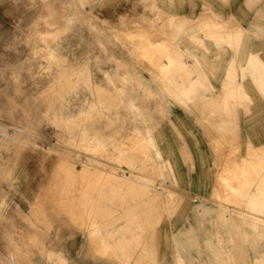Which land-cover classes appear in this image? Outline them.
I'll return each instance as SVG.
<instances>
[{
  "label": "crops",
  "instance_id": "1",
  "mask_svg": "<svg viewBox=\"0 0 264 264\" xmlns=\"http://www.w3.org/2000/svg\"><path fill=\"white\" fill-rule=\"evenodd\" d=\"M134 1L142 4L144 9L139 20H130L131 26L126 27L127 15L117 7L123 2L131 4ZM88 7L84 11L88 26L73 27L78 30L77 37L75 32L70 41L59 40L55 43L72 47V68L68 72L70 75H66L72 80L57 85L56 92L66 95L72 89L74 95L76 78L86 79L81 83L79 97L66 99L71 103L68 109L72 117L86 112L93 119V123L89 124V135L95 140L107 141V129L112 128L110 134L114 140L119 134L117 142L121 147L134 140L135 131H141L144 135L142 148L135 153L128 151L142 157L145 167L154 169L160 184L156 186L152 176L134 171H98L95 168L104 164L92 155L72 156L78 159L82 168L76 169L75 165L56 167V174L59 175L55 182L56 195L53 202L49 194L48 201L49 206H55L54 212L65 215L66 219L63 223H57L50 210L49 218L55 228L52 239H48L46 246L29 251L32 262L24 264H90L86 262L90 255L95 259L94 264H122L121 255L126 264H132L133 250L125 247L133 243L123 238L132 230L153 231L165 213L171 219L180 206L178 197H183L180 191L174 190L175 184L181 181L177 175L178 162L172 158L170 145L161 144L149 124L152 115L160 113L165 107L179 106L185 110L197 123L207 127L206 134H214L210 137L214 155L219 157L221 151L225 152L222 153L224 167L217 171L214 185V195L219 199L225 197L219 186V182L224 180L222 173L238 174L241 158L238 154L234 156L231 150L243 149L250 144L254 150L264 151V120H246L251 104L264 103L263 51L252 43L254 36L264 38V0H235L230 3L229 11H216L214 18L206 13L194 16L179 10L176 0H88ZM116 18L120 22L115 23ZM134 29L142 30L137 34L130 31ZM153 36L158 39L152 40ZM138 37L143 40L136 41ZM118 38H130L132 41L111 40ZM193 41L202 48L195 47ZM119 45L135 47H125L121 51ZM80 47L86 48L81 52ZM134 54L139 57L135 58L132 56ZM107 62L116 65L115 72L106 67ZM85 63L87 69L84 68ZM81 66L84 69L81 70ZM144 70L151 72L150 76L145 75ZM213 70L218 74L212 73ZM247 79L252 89L247 87ZM128 85L138 89H128ZM140 92H144L146 98L152 94L150 106L139 105ZM258 106L264 109V106ZM241 110H244L243 113ZM101 111L103 114H99ZM178 117L183 119L182 115ZM246 133L249 134L248 139L239 146L238 139ZM225 146L228 151L224 149ZM122 150L110 148L107 152H125ZM200 151L196 150L199 168L205 165ZM230 158L231 164L225 163V159ZM87 160L94 164H88ZM116 166L119 169L122 167ZM196 182L195 188L206 189L204 175L198 177ZM59 185L60 188H57ZM44 186L45 183L42 188ZM49 186L52 189L51 183ZM232 188L239 190L238 185ZM127 191L129 194L126 195ZM108 192L110 197H107ZM127 197L133 199L132 204L125 202ZM195 199L198 201L194 212L197 217L188 216L171 237L176 264H264V229L257 233L256 228L257 221H264L263 216L241 213L240 206L245 203L242 204L233 195L224 198L232 204L231 207L220 203L210 204L203 194H197ZM71 201L73 204H70ZM208 220L212 222L207 224ZM68 223L83 231L85 245H78L75 234L68 229ZM131 236L134 237L133 234ZM257 238L262 240L257 241ZM87 245L92 248L90 252L89 249L85 251ZM141 245L148 244L144 242ZM143 249L139 253H144ZM49 251L55 255L48 257ZM147 253L151 264H157L154 252L147 250ZM163 261L166 263L169 260L165 258Z\"/></svg>",
  "mask_w": 264,
  "mask_h": 264
},
{
  "label": "rangeland",
  "instance_id": "2",
  "mask_svg": "<svg viewBox=\"0 0 264 264\" xmlns=\"http://www.w3.org/2000/svg\"><path fill=\"white\" fill-rule=\"evenodd\" d=\"M233 1L235 0H176V5L179 10H183L188 14L200 16L206 13L209 17L214 18L216 17V11H229L230 3ZM87 6L88 0H0V143L17 144L21 152L30 156L31 162L34 164L30 176L35 178L34 186L39 197L34 204L30 203L27 188L23 184L16 182L14 185L21 191L20 196H24L23 201H20L21 197L19 198V195L15 194V187L12 185L9 187V191L15 194V197L11 198V200L20 207H16L17 209L14 207L13 210H10V218L18 222L20 226L29 229L25 232H15L10 228L6 231V226H0V264H7L8 262L24 264L27 259L22 253L31 257L32 255L29 251L47 245V240L51 235L53 236L55 231L54 222L49 218L50 210L57 223L64 222L66 216L55 213V206H49L48 201L49 194H51L50 196L54 202L56 193L54 184L56 177L59 176L56 174V167L75 165L76 169L82 168V164L78 159L72 156H76V154L92 155L104 164L95 168L98 171L109 172L113 169H117L121 173L134 171L137 174H148L154 178L156 186L160 184L159 177L155 174L154 169L145 167L144 159L134 154L135 151H139L142 148L141 146L144 142L142 140L144 137L136 136V134L143 135L141 131L134 134L133 141H129V144L125 143L121 147L116 141L119 138V134L116 135L115 140L113 135L110 134L112 128L107 129V141L103 139L95 140L89 135V124L93 123V119L85 112L77 117H72L71 112L68 113V111H71L68 109L71 103L70 101L66 102V99L70 100L73 96L79 97L78 91L81 90V83L86 79L76 78V85L73 88L74 95L71 92L72 89H69V93L66 95L56 92L57 85L61 86L63 82L72 80L70 76L66 77V75H70L68 72L72 68V47L70 45L59 46L55 45V43L59 40L66 42L72 38L75 32L77 37L78 30H74L73 27L79 25L80 27L82 25L88 26V19L84 14V11L89 9ZM246 7L248 8V6ZM117 8L120 12L127 15L125 20L126 27L131 26L130 20H139L140 13L144 9L143 5L136 1L131 4L123 2ZM114 22L120 21L116 18ZM137 24L143 26L139 22ZM141 30L134 29L130 31L139 34ZM260 37L261 35L259 37L254 36L252 43L254 47L263 51L262 56L264 57V38ZM151 39L157 40L158 37L153 36ZM111 40L118 42L132 41L130 38ZM141 40L143 38H136L138 42ZM195 43L193 41L195 47L202 48V46ZM119 47L122 51L125 47L134 48L135 46L119 45ZM83 48L86 47H80L81 52ZM132 56L135 58L139 57L138 54ZM84 65V68L87 69V63ZM83 66L80 67L81 70L84 69ZM106 67L111 72H115L114 68L116 65L113 62H107ZM142 72L147 76L151 74L148 70ZM212 73L218 74L214 70ZM246 83H248L247 87L253 88L248 79ZM128 89L136 90L138 88L128 85ZM140 95L142 97L139 100V105L141 107L150 106L153 100L152 94L147 98L144 92H140ZM258 105L264 106V103L251 104V111L248 112L249 115L246 117L247 121L262 122L261 120H264V109H260ZM243 111L241 110V113ZM101 112L99 114H103ZM178 115H182L183 119H180ZM149 124L153 128L154 134L159 138L160 143L170 145L173 154L172 158L178 162L177 175L180 176L181 181L175 184L174 190L180 191L183 197L182 199L178 197L177 200L180 201V206L171 219L165 213L161 223L155 224L153 231L128 232L123 239L131 240L133 243L131 246H126V248L133 250L132 264H151L147 250L154 252L153 256L156 258L157 264H176L171 237L177 233V228L186 221L188 216L197 217L194 213L198 203L195 196L203 194L209 199L208 202L210 204L220 203L226 207L232 206L226 199H219L214 195L217 171L219 172L224 167V157L222 155L223 152H221L222 156L220 155L219 157L213 153L212 139L210 137L214 134H206L205 129L207 127L197 123L193 116L179 106L165 107L160 113L152 115ZM246 128L249 131V128ZM248 135L246 133L238 139L239 146L243 145V142L248 139ZM136 141H138V145ZM110 148L116 151L123 148L124 151H127L120 153L107 152ZM226 148L227 146L224 147V149ZM198 149L201 150L199 154H202L203 158H205V165L201 168H199L196 161V156L198 155L196 150ZM128 150H132L134 153ZM231 151L234 156L239 154L241 158L238 174L223 172L221 177L224 180L219 182V186L222 188L221 190H223L225 197L233 195L238 197L242 204L245 203V205L240 206L241 213H255L257 216L264 217V151L254 150L250 144L246 148H234ZM1 153L5 155L4 152H0V155ZM229 160L225 159V163L231 162ZM87 161L88 164H94L93 161ZM40 163L43 167L37 165ZM116 165H121L122 167L119 169ZM203 175L207 181L206 189L205 187L203 188L205 192L195 188L197 187L196 181L198 177ZM237 176L238 178H236ZM43 183L46 186L42 188ZM50 183L52 184V189H49ZM233 184L240 187L238 191L233 190ZM4 187L6 188L5 184L4 186L0 185V190H5ZM124 200L132 204L133 199L127 197ZM120 209L122 210V208ZM16 210L18 212H15ZM211 222L212 220H208L207 224ZM33 226L36 228H33ZM67 226L75 234L74 237L78 245H85V238L82 236L83 231H80L76 226L73 227L72 223H68ZM256 228L257 233L263 230L264 221H257ZM19 236L27 239L35 238L39 243L28 248L24 247ZM259 240L261 241L262 238H257V241ZM144 242L148 245H141ZM88 249L90 252L92 248L87 245L85 251ZM142 249L144 253H139ZM54 255V253L49 251L48 257ZM121 258L122 264H126L123 255H121ZM165 258L169 260L166 263L163 261ZM22 259L24 262H22ZM86 260L90 264H94L95 261L91 255L87 256ZM107 264L110 263L107 262ZM236 264L251 263L240 262Z\"/></svg>",
  "mask_w": 264,
  "mask_h": 264
},
{
  "label": "bare ground",
  "instance_id": "3",
  "mask_svg": "<svg viewBox=\"0 0 264 264\" xmlns=\"http://www.w3.org/2000/svg\"><path fill=\"white\" fill-rule=\"evenodd\" d=\"M59 15V14H58ZM162 16V15H161ZM59 19V18H58ZM145 20V19H144ZM147 20V19H146ZM211 20V19H210ZM205 21V20H204ZM141 23V22H140ZM211 23V22H210ZM215 23V22H214ZM213 23V24H214ZM207 24H208V22H207ZM217 24H215L214 26H216ZM205 26V25H204ZM219 31H220V29H219ZM3 32V31H2ZM134 32V31H133ZM203 32V31H202ZM212 32V31H211ZM217 33V32H216ZM220 33V32H219ZM222 34V33H221ZM228 34V33H227ZM231 34V33H230ZM212 35V34H211ZM166 36V35H165ZM219 37H220V35H219ZM222 39V38H221ZM218 40H220L219 38H218ZM53 49V48H52ZM136 49V48H135ZM156 49H157V47H156ZM174 50V49H173ZM235 50V49H234ZM51 51H53V50H51ZM142 51V50H141ZM53 53V52H52ZM147 62V61H146ZM156 64V63H155ZM209 67V66H208ZM150 68V67H149ZM178 73V72H177ZM191 73V72H190ZM154 74V73H153ZM264 76V75H263ZM227 84V83H226ZM228 87V86H227ZM176 94V93H175ZM223 98H225V97H223ZM221 99V98H220ZM223 100V99H222ZM221 101V100H220ZM218 103V102H217ZM211 105V104H210ZM132 107H133V105H131ZM131 106H130V108L129 109H131ZM213 106V105H212ZM237 106V105H236ZM106 108V107H105ZM134 109H135V107H133ZM132 108V109H133ZM133 109V110H134ZM137 109V108H136ZM68 110V109H67ZM137 110H139V109H137ZM159 110H160V108H159ZM250 110V109H249ZM93 111V110H92ZM70 111H68V113H69ZM98 112V111H97ZM97 112H95V113H97ZM137 112H139V111H137ZM67 113V115H69ZM86 113V112H85ZM111 113V112H110ZM65 114V113H64ZM142 114V113H141ZM140 114V115H141ZM54 115H56V114H54ZM66 117H68V116H66ZM143 117V116H142ZM69 118V117H68ZM56 119V118H55ZM207 119V118H206ZM117 120V119H116ZM56 121V120H55ZM203 121V120H202ZM221 121H222V119H221ZM204 123V122H203ZM135 129V128H134ZM21 130V129H20ZM117 130V129H116ZM2 131V130H1ZM5 131V130H4ZM3 131V132H4ZM6 132V131H5ZM136 133H139V130H137V131H135ZM141 133V132H140ZM212 133V132H211ZM122 134V133H121ZM143 134V133H142ZM7 135V134H6ZM5 135V136H6ZM136 136H139V137H144V135H137L136 134ZM7 137V136H6ZM22 137V136H21ZM139 137H137V138H139ZM22 139V138H21ZM224 139V138H223ZM128 140V139H127ZM142 140H144V138L142 139ZM117 141V140H116ZM152 141V140H151ZM218 141V140H217ZM143 142V141H142ZM27 143V142H26ZM147 143V142H146ZM32 144V143H31ZM91 144V143H90ZM30 145V144H29ZM34 145V144H33ZM32 145V146H33ZM99 146V145H98ZM97 146V147H98ZM264 148V147H263ZM103 149V148H102ZM101 149V150H102ZM11 150V151H10ZM99 150V149H98ZM123 151V150H122ZM126 151V150H125ZM0 152H4L5 153V155H2V153H1V155H0V185H3L4 186V184H5V186H6V188H5V190H0V226H6V231H8L9 230V228L10 229H12V230H14L15 232L16 231H23V232H25V231H28V229L29 228H27V227H24V226H20V224L18 223V222H16L15 220H12V218H10V210H13L14 209V207L16 208V207H19V206H17V204L16 203H14V201H12L11 200V198H14L15 197V194H18L19 195V198L21 197V199H20V201L22 200L23 201V199H24V196L22 195V196H20L21 194V191H19V189H18V187L16 186V185H14V183H16V182H19V183H21V184H23V186H25L26 188H27V190H28V192H29V198H28V200H29V202L30 203H32V204H34V202L36 201V199L37 198H39L38 197V193L36 192V190H35V186H34V180H35V178L34 177H32V176H30V174H31V170H32V167H33V163L31 162V158H30V156L28 155V154H25V153H23V152H21L20 150H19V146L17 145V144H9V142H2V143H0ZM158 152V151H157ZM222 152V151H221ZM247 152V151H246ZM140 153V152H139ZM141 154V153H140ZM158 157H160L159 155H157ZM238 156H239V154H238ZM42 157V156H41ZM235 158V157H234ZM239 158V157H238ZM43 159V158H42ZM161 159V158H160ZM231 159V158H230ZM159 160V159H158ZM227 160V159H226ZM257 160V159H256ZM115 161V160H114ZM229 161H232V160H229ZM117 162V161H116ZM226 162V161H225ZM229 163V162H228ZM227 163V164H228ZM258 163V162H257ZM229 164H231V163H229ZM37 165H41V163L40 164H37ZM44 165V164H43ZM255 165V164H254ZM262 165V164H261ZM42 166V165H41ZM226 166V165H225ZM43 167V166H42ZM41 167V168H42ZM61 167H62V165H61ZM72 167V166H71ZM228 167V166H227ZM60 169V168H59ZM74 169V168H73ZM224 170V169H223ZM236 170V169H235ZM62 173V172H61ZM64 174V173H63ZM77 174V173H76ZM260 174V173H259ZM61 175V174H60ZM71 175V174H70ZM96 175V174H95ZM64 176V175H63ZM63 176H61V179H62V177ZM74 176V175H73ZM97 176V175H96ZM226 176V175H225ZM58 178V177H57ZM97 178V177H96ZM236 178H238V176L236 177ZM95 179V178H94ZM250 179V178H249ZM109 180V179H108ZM234 180V179H233ZM57 181V180H56ZM64 181V180H63ZM72 181V180H71ZM96 181V180H95ZM102 181V180H101ZM100 181V183H102ZM104 181V180H103ZM238 181H240V180H238ZM66 182V181H65ZM121 182V181H120ZM228 182V181H227ZM226 182V183H227ZM67 183V182H66ZM78 183H79V180H78ZM97 183V182H96ZM118 183V182H117ZM122 183H124V182H122ZM129 183V182H128ZM229 183V182H228ZM71 184V183H70ZM73 184H75V183H73ZM245 184V183H244ZM11 185L13 186V187H15V194H13V193H11L10 191H9V187H11ZM55 185V184H54ZM61 185H62V182H61ZM234 185V184H233ZM247 185V184H246ZM19 186V185H18ZM79 187H80V185H78ZM95 186V185H94ZM98 186V185H97ZM108 186V185H107ZM134 186H136L135 184H134ZM231 186V185H230ZM258 186V185H257ZM12 187V188H13ZM115 187V186H114ZM113 187V188H114ZM237 187V186H236ZM19 188H23V187H19ZM57 188H60V185H59V187H57ZM240 188V187H239ZM262 188V187H261ZM1 189H2V187H1ZM96 189V188H95ZM112 189V188H111ZM222 189V188H221ZM259 189H260V187H259ZM264 189V188H263ZM22 190V189H21ZM69 190V189H68ZM72 190V189H71ZM74 191H75V189H73ZM23 191V190H22ZM109 191H111V190H109ZM220 191V190H219ZM90 192H92V191H90ZM129 191H127L126 192V195L127 194H129L128 193ZM228 192V191H227ZM230 192V191H229ZM258 192V191H257ZM263 192V191H262ZM55 193V192H54ZM60 193V192H59ZM65 193V192H64ZM72 193H73V191H72ZM76 193V192H75ZM82 193V192H81ZM102 193V192H101ZM101 193H100V191H99V194L101 195ZM240 193V192H239ZM120 194V193H119ZM118 194V195H119ZM234 194V193H233ZM55 195H56V193H55ZM65 195V194H64ZM78 195V194H77ZM76 195V196H77ZM102 195H103V193H102ZM110 194H109V192H108V196L107 197H110L109 196ZM120 195H122V193L120 194ZM232 195V194H231ZM75 196V197H76ZM104 197H105V195H103ZM125 196V195H124ZM60 197V196H59ZM71 197V196H70ZM78 197H79V195H78ZM81 197V196H80ZM79 197V198H80ZM98 197V196H97ZM102 197V196H101ZM104 197H102V199L104 198ZM123 198V197H122ZM223 198H225V197H223ZM46 199V198H45ZM60 199V198H59ZM67 199V198H66ZM69 199V198H68ZM109 199V198H108ZM118 199V198H117ZM111 200H112V197H111ZM58 201V200H57ZM76 201V200H75ZM99 201V200H98ZM169 201V200H168ZM240 201V200H239ZM41 202V201H40ZM87 202V201H86ZM105 202V201H104ZM115 202V201H114ZM113 202V203H114ZM121 202V201H120ZM41 203H44V202H41ZM59 203V202H58ZM72 203V201L70 202V204ZM106 203V202H105ZM20 204H22V203H20ZM24 204H25V202H24ZM60 204V203H59ZM73 204V203H72ZM16 205V206H15ZM61 205V204H60ZM172 205V204H171ZM111 206V205H110ZM170 206V205H169ZM26 207V206H25ZM71 207V206H70ZM74 208H75V206H73ZM78 207V206H77ZM20 208V207H19ZM72 208V207H71ZM73 208V210H75ZM92 208V207H91ZM94 208V207H93ZM17 209V208H16ZM69 209V208H68ZM106 209V208H105ZM162 209V208H161ZM169 209V208H168ZM65 210V209H64ZM89 210V209H88ZM24 211V210H23ZM59 211V210H58ZM76 211V210H75ZM78 211V210H77ZM84 211V210H83ZM94 211V210H93ZM96 211V210H95ZM94 211V212H95ZM254 211V210H253ZM15 212H18V210H16ZM71 212H74V211H72V209H71ZM89 212V211H88ZM98 212V211H97ZM59 213V212H58ZM160 213V212H159ZM74 214V213H73ZM73 216V215H72ZM75 216H76V214H75ZM114 216V215H113ZM78 217V216H77ZM108 217V216H107ZM76 218V217H75ZM75 218H74V220H75ZM35 219V218H34ZM40 219V218H39ZM35 220H37V219H35ZM133 220H135V218L133 219ZM132 220V221H133ZM137 220V219H136ZM135 223H136V221H134ZM76 223H77V221H76ZM131 223V222H130ZM44 224V223H43ZM252 224V223H251ZM129 225V224H128ZM137 225H141V224H137ZM132 226V225H131ZM142 226V225H141ZM140 226V227H141ZM247 226V225H246ZM35 226H33V228H34ZM78 227V226H77ZM128 227V226H127ZM134 227V226H133ZM36 228V227H35ZM131 228V227H130ZM137 228H139V227H137ZM48 229V228H47ZM136 229V228H135ZM137 230V229H136ZM133 231V230H132ZM131 231V232H132ZM148 231V230H147ZM41 233H43L42 231H40ZM39 232V233H40ZM38 234V233H37ZM92 234V233H91ZM98 234V233H97ZM10 235V234H9ZM46 236V235H45ZM142 236V235H141ZM140 236V237H141ZM47 237V236H46ZM96 237H98V236H96ZM19 238H20V240L23 242V246L24 247H30V246H33V245H35V244H38L39 242H38V240L37 239H35V238H30V239H27V238H25V237H23V236H19ZM48 238V237H47ZM47 238H46V240H47ZM101 238V237H100ZM50 239H52V235L50 236ZM53 239H55V237H53ZM91 239V238H90ZM97 239H95L94 241H96ZM48 241V240H47ZM99 241V240H98ZM105 241V240H104ZM100 243H101V241H100ZM52 244H53V241H52ZM116 244V243H115ZM16 245V244H15ZM45 246V245H44ZM126 248V247H125ZM104 249V248H103ZM136 249V248H135ZM18 251V250H17ZM16 251V252H17ZM17 253H19V252H17ZM16 253V254H17ZM49 253V252H48ZM11 254V253H10ZM21 254V253H20ZM23 255H24V257L27 259V260H25V261H27V262H29V263H31L32 262V260H31V258L30 257H28V256H26L24 253H22ZM18 255V254H17ZM16 255V256H17ZM20 256V255H19ZM120 256V255H119ZM23 257V256H22ZM51 257V256H50ZM11 258V257H10ZM12 259V258H11ZM20 260H21V258H20ZM54 261V260H53ZM22 262H24V260L22 259ZM21 262V263H22ZM57 262V261H56ZM18 263V262H17ZM58 264V263H57Z\"/></svg>",
  "mask_w": 264,
  "mask_h": 264
}]
</instances>
